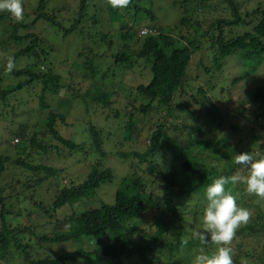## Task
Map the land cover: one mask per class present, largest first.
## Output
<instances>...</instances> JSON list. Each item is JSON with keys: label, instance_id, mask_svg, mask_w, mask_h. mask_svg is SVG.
<instances>
[{"label": "trees", "instance_id": "1", "mask_svg": "<svg viewBox=\"0 0 264 264\" xmlns=\"http://www.w3.org/2000/svg\"><path fill=\"white\" fill-rule=\"evenodd\" d=\"M155 1L130 0L127 7L114 8L108 0H80L75 2L76 6L69 2L73 10L64 4V9L54 8L49 13L48 0H29L32 14H24L19 22L10 13L0 12V127L5 115L4 108L24 89L30 88L36 92L40 109L48 112L44 126L30 129L31 133L25 128L14 133L23 139V143L17 146L19 157L14 163L33 174L41 172L40 178L36 179L38 185H42L55 172L63 171L54 165L57 159L65 162L74 155L82 156L90 168L82 183L76 184L71 180L63 184L61 192L48 209L45 203L38 205L50 217L53 212L65 211L68 207L72 209L70 214L64 212L63 218H57L53 236H40L39 240L63 243L87 237L96 245L92 251L79 249L56 259L32 258V247L24 242V230L10 223L9 217H13V211L8 208L7 202L13 198V194H6L4 188L10 173V158L0 156V253L3 252L5 260L12 248L16 247L23 252L26 264H71L92 259H110L113 264H125V257L129 258L131 264L136 261L159 264L157 260L162 261L164 255L170 258V264H177L186 248L205 249L213 246L211 242L201 244L193 236L186 246L182 245L186 228L189 227H184V224L190 222L192 228L204 227L206 188L216 178L231 176L238 170L245 176L249 174L247 169L235 164V155L251 151L257 156H264V83L260 82L261 79L264 82V9L256 11L258 23L250 24L248 11L244 12L246 19L241 18L239 4L235 0H227L233 11L232 18L216 19L214 29L203 32L197 15L204 18L202 13L207 8L208 12L211 11L209 0H176L175 5L194 4L196 8L177 22L174 29L176 34L172 35L163 32L164 29L156 24L158 18L151 11ZM100 3L106 8L100 7ZM92 7L100 15L92 14L91 18H95L93 28L103 22L112 26L115 43L109 35H99L98 41L107 49L106 53L95 55V43H87L88 50L83 49L76 63L71 62L70 72L64 70L60 74L55 73L50 64L60 52L54 41L61 43V37L68 39L80 33L85 36L79 26L84 24L83 18L90 17L89 8ZM105 10L107 16L103 13ZM51 28L53 32H50ZM144 29L150 33L141 35ZM155 30L158 32L156 35ZM95 35H98L96 30ZM204 44L209 54L199 60L206 75L204 84H200L198 79L200 81L201 73L198 72L196 79H190L188 74L192 70V60L196 57L199 59L200 53L205 54L202 51ZM112 49H115L114 53H111ZM109 54L115 66L103 69L98 61ZM8 56L15 58L16 65L26 63V66L15 67L12 72L6 71ZM238 57L249 69L234 83L253 87L246 94V102L251 107L246 108L241 103L237 109L228 111L222 107L220 100L210 97L213 96L211 92H215L212 82L223 74L230 58ZM137 61H146L152 76L147 85L141 84L136 88V103L125 112L126 121L123 120L121 124L125 125L126 139L134 142L141 138L143 130L138 128L139 124L144 128L150 122L149 119L140 120L139 123L137 113H144L150 118L153 115L155 121L147 130L148 146L145 152H123L119 153V157L136 159L139 166L145 165L146 168L143 174H128L120 180L113 205L100 201L97 209H87L85 206L76 208L77 203L82 204L97 196L104 184L115 180V174L104 163L109 155L105 149L103 130L90 124L88 136L87 133H80L85 135L83 141H76L64 137L62 128L70 126L68 119L75 102L83 103L87 112L101 108L114 113L115 118H121L119 112L112 108L117 88V81L113 79L117 73L132 69ZM261 66L262 70L259 71ZM7 78L16 82L2 88ZM85 83H88V87L83 94L80 87ZM58 96H62L63 100L52 104L51 100ZM139 101L142 103L138 106ZM90 105L96 108L90 110ZM180 119H187L189 124L178 128L175 122ZM40 135L45 137L41 138ZM200 135L210 138L200 140ZM0 136L3 140H9L5 132L0 131ZM51 137L69 153L59 155L62 152L52 144ZM37 149L41 153L35 155ZM53 150L56 155L50 160L52 165L47 166L48 155ZM165 156L172 163H161L159 157L166 159ZM205 156L212 158L211 161ZM34 183L28 180L22 182L25 189L31 191L34 190ZM226 188L237 196L239 206L253 213L250 221L241 225L234 238L239 242L236 251L244 257L243 262L233 258L234 264H249L253 261L250 259L253 254L257 255L256 263L264 264V199L249 194L243 183L229 184ZM19 196L23 215L31 218L30 198L27 199L22 191L16 197ZM31 198H34L33 195ZM32 206L35 208L36 203ZM68 224L71 226L66 231L60 230ZM175 229L177 236L173 234ZM182 264H190V261L185 259Z\"/></svg>", "mask_w": 264, "mask_h": 264}, {"label": "rangeland", "instance_id": "2", "mask_svg": "<svg viewBox=\"0 0 264 264\" xmlns=\"http://www.w3.org/2000/svg\"><path fill=\"white\" fill-rule=\"evenodd\" d=\"M79 2L80 0H60L59 2L48 0L47 3V11L49 13L52 12V9H59L61 7L62 9L65 8L64 4H66L70 9H72V6L69 5V2H72L75 6V2ZM174 0H160L153 2L152 8H155L157 12V23L159 26H161L164 31L167 32L170 27L171 31L170 33L176 34L175 28H177V22L180 20V13L181 12H188L193 11L196 6L189 5V6H181L179 10L177 11L172 3ZM239 4V12L241 13V18L246 19V14L244 12L248 11V14H250L249 22L250 24H257L259 21V17L256 15V11L260 9H264V0H235ZM210 4V12H208V8L206 9V12L202 13L204 18H201L202 16L197 15L198 20L202 23V30L203 32L206 31H212L214 29V22L216 19L224 18V19H231L232 18V8H229V5L227 4V0H209L208 2ZM100 7L106 8V5H103L102 3L98 4ZM159 5V6H158ZM23 7H24V14H32V9L29 4V0H23ZM73 10V9H72ZM91 11L88 16L89 18H83L84 24L79 27V29L83 30L82 33L85 34L83 36L80 34H74L72 37L66 39L64 37L62 38V42L54 41V44L60 52L56 57H54L51 60L50 68L51 70H54L55 73H61L64 70L65 71H71L72 66L71 62L76 63L75 61L78 60V55L83 49H87L86 44L87 43H95L93 46L95 47L94 51L95 55L104 54L107 52V49L103 47L101 44V41H98L97 35H95L96 32H103L105 28L104 22L99 25L97 28L95 27V18H91L93 13H96L93 7L89 8ZM198 12V10H197ZM208 12V14H207ZM103 13L107 16L108 12L105 10ZM97 16H100L99 13H96ZM234 16V15H233ZM258 17V18H257ZM90 25V28L87 29V27ZM157 27V25H154ZM251 27V25H249ZM84 27V28H83ZM109 27L107 26L105 28V31H107ZM54 30L51 28L50 32H53ZM150 33L148 31L146 35ZM155 34V33H154ZM105 33L100 34V36H104ZM156 35V34H155ZM109 36H114L112 34H109ZM212 36V35H211ZM53 38V36H52ZM115 43V39H114ZM97 45V46H96ZM204 49L202 50L205 54L200 53L199 59L196 57L194 60H192V70L188 74V77L190 79H196L198 72L201 73V79L198 82L200 84H204L206 80V75L202 71V66L199 63V60H201L204 55L207 53L209 54V51L207 50L206 44L203 45ZM113 51L111 53L115 52V49H112ZM2 61V60H1ZM3 62V61H2ZM23 62V61H21ZM72 63V64H73ZM99 65L103 69L110 68L113 63V58L111 57V54L107 55V57L103 58L102 61H98ZM228 67L225 68L222 75L216 78L212 82V85L215 89V92H211L213 96H210L212 99L220 100L221 105L223 108L227 109L228 111H233L238 108V106L241 103L245 104L246 108H250L251 105L246 102V94L249 90H251L253 87L250 85L241 86L236 83H234L236 80H239L240 76L245 74L249 69L246 65H243V59L241 57L238 58H230L228 61ZM26 66V63L17 64V68H21ZM251 65V64H250ZM263 66V65H262ZM262 66L259 71L262 70ZM254 70V69H253ZM202 71V72H200ZM263 75L264 76V70ZM76 79L78 80L79 77L75 73ZM151 71L150 68L147 65L146 61H137L136 64L132 69L129 70H123L119 73H117V76L113 79L117 81V88L114 92V97L116 98V101L114 105L112 106L113 109L117 110L120 114L121 118H115L113 115L114 113L110 112L109 110H104L101 108H96L90 105L89 109L92 110L93 108H96L90 112H87L85 110V107L83 106V103L81 102H75L73 106V110L70 114V117L68 119L69 127L62 128L64 137L67 139H75L76 141H83V137L85 135H81L80 133H87L88 136V128L90 124H94L104 132V136L106 138V146L105 149L108 152V159L104 161L105 165L108 167H111L114 170L115 174V180L104 184L97 192V196H95L92 199H88L89 201H85L81 203L76 204V208L80 206H85L87 209H97L100 205V201L105 202L106 204L113 205L115 203V196L116 191L119 188L120 180L127 176L128 174H143L144 169L146 168L145 165L139 166V161L136 159L131 160H125L120 159L119 153L123 152H145L147 149L148 143H146L147 140V130H150V124L155 121V117L153 118V115L150 116H144V113H137L136 117L137 119L141 121L149 120L148 125L146 127L142 128L143 126L141 123L139 124L138 128L142 129V136L141 138L137 139L134 142H129L126 139L125 135V125L121 124L122 122L126 121L125 112L128 109H132V105L135 102V98L137 96L136 88L141 85L145 84L147 85L150 82L151 79ZM203 76V78H202ZM75 80V81H77ZM16 82L15 80L6 79V81L3 84L2 88L10 87L13 85V83ZM78 82V81H77ZM261 83L263 82V79L260 80ZM219 84V85H218ZM79 87V86H78ZM88 87V83H85L83 87H80L81 93H85L86 89ZM243 87L245 89H243ZM64 92V91H63ZM63 95V94H62ZM69 95V92H68ZM36 92L32 91L30 88L24 89L21 92H18L14 98V100L7 105L4 108V118L2 119V126L0 127V131L5 132L8 134L9 140H3L0 136V156H7L10 158V162L8 163L9 171L8 176L6 177V181L4 184V188L6 189V194H13V198H9L7 202V206L10 210L13 211V217L10 218V223L13 224L14 227L20 226V229L24 230L25 237L24 242L27 244H30L32 249V258L40 259V258H59L67 253H73L79 249H84L87 251H92L96 248V245L94 241L87 237H83L81 240H72L69 242H63V243H44L39 240L40 236H53L55 234V224L57 221V218H63L64 212H68V214L71 213L72 209L71 207H68L65 209V211H59V212H53V218L50 217L45 213L44 210L38 207L40 203H45L48 207L55 201L56 197L58 196V193L61 192V189L63 187V184L69 183V181L73 180L76 184L82 183L86 177L87 173L90 172L89 163L88 161H85L84 157L74 155L70 159L63 162V159H57L54 161V165L58 168V170L63 171H57L52 175L48 180H46L42 185H38L36 183V179L40 178L41 172H38L37 174H33L31 172H28L25 169H21L19 166H17L14 162L19 157L18 155V148L17 146L23 143V139L14 134L15 132L18 133L19 130H23L24 128L30 132V129L35 127H40L41 125L44 126L45 122L44 119L47 118V113L44 112L42 109H40L38 98L35 97ZM51 100V99H50ZM63 100L62 96L56 97L54 100H51L52 104H56V102H61ZM142 102H137V105L139 106ZM180 107H183L181 105ZM181 111V110H179ZM107 116H109V119H107ZM125 117V118H124ZM124 120V121H123ZM175 121V120H173ZM171 121V122H173ZM79 122V124H78ZM190 122H193L192 120ZM75 123V127L72 126V124ZM175 124L182 129L184 124H189L188 120L180 119L175 122ZM46 128V127H45ZM67 129V130H65ZM122 129V130H121ZM75 131V132H73ZM180 131V130H178ZM77 134L75 135V133ZM31 133V132H30ZM73 134L75 135L73 137ZM178 134H180L178 132ZM231 134V133H229ZM41 138L45 137L44 135H40ZM210 138L208 135L199 136L200 140ZM50 140V139H49ZM52 144H55L62 154L59 153V155L68 154L69 150H66L64 147L62 148L61 144H57V141L54 140L51 137ZM53 147V145H52ZM196 149V146H195ZM39 150H35V155L39 154ZM41 153V152H40ZM56 155V151L53 150L50 155H48V162L47 166L52 165L51 158ZM166 157V156H165ZM207 157V156H205ZM208 161H211L212 158L207 157ZM160 162L164 163V161H167L168 164H170V158L166 157V159L159 157ZM172 163V162H171ZM139 166V167H138ZM28 180L29 182H34V190H28L25 189V185L22 184V182H26ZM20 182V183H19ZM153 186L156 187V184L153 183ZM152 186V187H153ZM157 188V187H156ZM4 189V190H5ZM17 189V190H16ZM26 194V198L29 199L28 203H30L32 209V217L29 218L27 215H23L21 208V199L20 196L16 197L20 194V191ZM35 198H31V196ZM158 196H160L159 193H157ZM34 199V200H33ZM33 200V203H32ZM36 203V207L34 208L32 204ZM1 211V206H0ZM22 213V214H21ZM29 215V213H28ZM54 223V224H53ZM189 225V227H187ZM70 224L65 225V227H61V231H66ZM2 227L1 221H0V228ZM29 227V229L27 228ZM184 227L186 228L185 236L183 239L190 240L192 237V234L197 231H202L203 226L200 227L192 226L190 227V222L184 224ZM59 230V229H58ZM59 230V231H60ZM173 233L174 236H177V230H174ZM237 240H233L231 247L234 249L233 258H238L240 261H244L243 255L240 254V252L236 251ZM213 245L212 247L203 249L206 253H214L217 249V245ZM199 249H190L186 248V250H183V255L181 257V260L178 261L177 264H182L184 260H189L190 264H193L194 258L196 255L200 253ZM208 250H211L208 252ZM3 252L0 253V264H26L24 259L23 252L13 247L12 251L8 255V259L5 260L2 256ZM235 255V256H234ZM133 258V257H132ZM257 255H254L250 258L253 261L249 264H258L256 263ZM129 258L125 257L124 262L125 264H131L128 260ZM159 264H170V258H167L166 255H164L163 260L160 261L157 260ZM71 264H113L112 260L107 261H98L95 259L92 260H78ZM135 264H142L139 261H136ZM157 264V263H154ZM236 264V263H235Z\"/></svg>", "mask_w": 264, "mask_h": 264}, {"label": "clouds", "instance_id": "3", "mask_svg": "<svg viewBox=\"0 0 264 264\" xmlns=\"http://www.w3.org/2000/svg\"><path fill=\"white\" fill-rule=\"evenodd\" d=\"M174 1L172 5L178 11L179 9L177 8L181 6L178 4L175 5ZM108 3L114 8H124L130 4V0H108ZM151 11L157 17L158 14L155 8H152ZM0 12H8L16 21H22L24 18L23 0H0ZM187 13L181 12L179 16L181 18L186 17ZM104 24L105 28L108 26L109 29L105 31L104 28L103 32H96L98 33L97 36L102 33L116 36L111 33L112 26L109 24L106 25V23ZM170 31L171 27L167 32ZM147 32L148 29H144L140 34L145 36ZM154 33L158 34L156 30ZM109 37L114 41V37ZM114 66L113 61L111 68ZM15 67V58L8 56L6 71L12 72ZM234 162L236 165L242 166L243 169H247L249 174L245 176L241 170H238L231 176H220L216 178L207 186V206L204 209L203 215L204 228L202 231L194 232L192 236L198 239L201 244L211 242L218 247L212 254H208L201 249L200 253L195 256L193 264H234V249L231 247V244L238 229L241 225L247 224L250 221L253 213L250 209L239 206L237 196L232 191L227 190L226 186L229 184L236 185L243 183L246 185V191L249 194L264 199V156H257L251 151H246L235 155ZM188 243L189 241L187 239L182 241V245L184 246Z\"/></svg>", "mask_w": 264, "mask_h": 264}]
</instances>
